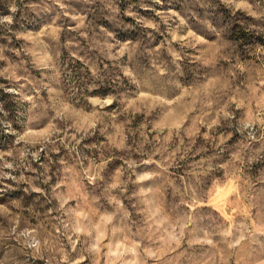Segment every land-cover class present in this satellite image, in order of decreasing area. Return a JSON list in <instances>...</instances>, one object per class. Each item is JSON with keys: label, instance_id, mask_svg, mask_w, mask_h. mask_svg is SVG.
I'll list each match as a JSON object with an SVG mask.
<instances>
[{"label": "rangeland", "instance_id": "rangeland-1", "mask_svg": "<svg viewBox=\"0 0 264 264\" xmlns=\"http://www.w3.org/2000/svg\"><path fill=\"white\" fill-rule=\"evenodd\" d=\"M0 264H264V0H0Z\"/></svg>", "mask_w": 264, "mask_h": 264}, {"label": "trees", "instance_id": "trees-1", "mask_svg": "<svg viewBox=\"0 0 264 264\" xmlns=\"http://www.w3.org/2000/svg\"><path fill=\"white\" fill-rule=\"evenodd\" d=\"M233 31H234L232 33V34H234L233 40H235L237 42H243L242 40H246L245 37L247 35H243L242 33L238 34L235 30H233ZM133 33L134 32H130V31H122V41L127 40V39L135 40L137 38V35H133ZM258 43H261V41H256L254 44H258ZM262 44H263V42H262ZM1 102H4V100H1ZM2 104H3V108L5 109V111L10 112V105H8V103H5V102Z\"/></svg>", "mask_w": 264, "mask_h": 264}]
</instances>
